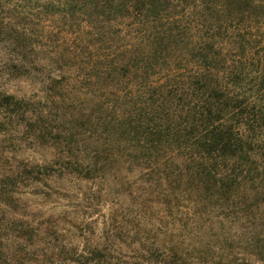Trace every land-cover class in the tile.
<instances>
[{
  "label": "trees",
  "instance_id": "1",
  "mask_svg": "<svg viewBox=\"0 0 264 264\" xmlns=\"http://www.w3.org/2000/svg\"><path fill=\"white\" fill-rule=\"evenodd\" d=\"M0 42V264H264V0H0Z\"/></svg>",
  "mask_w": 264,
  "mask_h": 264
},
{
  "label": "rangeland",
  "instance_id": "2",
  "mask_svg": "<svg viewBox=\"0 0 264 264\" xmlns=\"http://www.w3.org/2000/svg\"><path fill=\"white\" fill-rule=\"evenodd\" d=\"M4 1L8 0H2V3ZM6 4V3H5ZM3 42H0V91H4L10 94H14L18 97H22L25 95H29L34 93L36 90L39 89V80L40 77L38 76L37 79H33V82H26L22 79L19 78H12L9 75V70H7V65L5 62V53L4 49L2 48ZM3 51V52H2ZM51 151L49 150H43V149H26L24 151H19L17 155L20 158H28L33 161H38V162H44V161H49L51 159L50 155ZM69 186L71 189L78 191L81 195L82 199V193L88 194L92 192V185L88 183H69ZM102 200V198H98V203ZM97 205L93 206V203L85 202V201H80L77 207H72L68 206L67 209L72 213L69 217H77L78 220H84V221H97V227L101 228L102 223H104V218L107 216L108 213V205L106 202L100 203ZM58 204H65L64 202H60ZM67 205V204H66ZM72 205V204H71ZM60 208L58 205H51L47 203L46 205H40V207H35L33 210H30L31 213H33V216H37L39 211H41V214L47 215V214H52V213H59ZM43 210V211H42ZM88 217V218H87ZM6 219L13 220L11 217H6ZM7 245L11 246L10 243ZM12 249V246H11Z\"/></svg>",
  "mask_w": 264,
  "mask_h": 264
}]
</instances>
